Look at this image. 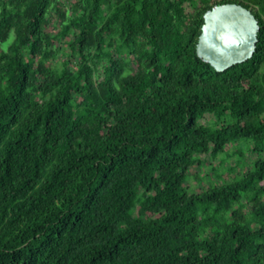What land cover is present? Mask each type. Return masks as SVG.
Wrapping results in <instances>:
<instances>
[{
  "label": "trees",
  "instance_id": "16d2710c",
  "mask_svg": "<svg viewBox=\"0 0 264 264\" xmlns=\"http://www.w3.org/2000/svg\"><path fill=\"white\" fill-rule=\"evenodd\" d=\"M0 264H264V0H0Z\"/></svg>",
  "mask_w": 264,
  "mask_h": 264
},
{
  "label": "water",
  "instance_id": "95a60500",
  "mask_svg": "<svg viewBox=\"0 0 264 264\" xmlns=\"http://www.w3.org/2000/svg\"><path fill=\"white\" fill-rule=\"evenodd\" d=\"M258 28L250 8L236 2L215 4L203 14L197 55L223 71L252 56Z\"/></svg>",
  "mask_w": 264,
  "mask_h": 264
}]
</instances>
